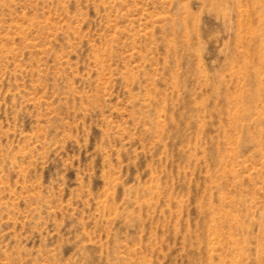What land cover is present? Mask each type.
<instances>
[{
  "label": "rangeland",
  "instance_id": "1",
  "mask_svg": "<svg viewBox=\"0 0 264 264\" xmlns=\"http://www.w3.org/2000/svg\"><path fill=\"white\" fill-rule=\"evenodd\" d=\"M0 264H264V0H0Z\"/></svg>",
  "mask_w": 264,
  "mask_h": 264
}]
</instances>
